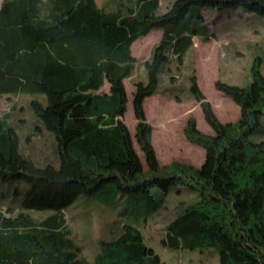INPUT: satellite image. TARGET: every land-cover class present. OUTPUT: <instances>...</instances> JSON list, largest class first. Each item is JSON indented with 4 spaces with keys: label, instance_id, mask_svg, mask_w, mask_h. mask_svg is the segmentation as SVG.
<instances>
[{
    "label": "trees",
    "instance_id": "16d2710c",
    "mask_svg": "<svg viewBox=\"0 0 264 264\" xmlns=\"http://www.w3.org/2000/svg\"><path fill=\"white\" fill-rule=\"evenodd\" d=\"M160 6L161 0L2 1L0 95H45L47 105L32 100L31 109L54 134L60 166L41 168L22 155L9 113L0 117V181L30 186L20 208L0 210V264H164L146 244L140 220L123 224L116 239L100 240L89 260L65 210L110 186L131 196L152 195L158 187L150 216L163 208L175 185L190 187L199 200L166 226L164 247L213 249L219 264H264V141L253 140L264 115L261 58L252 63L247 85L215 83L239 107L235 122H221L196 75L190 77L191 97L213 132H201L194 118L187 123V140L205 151L198 167L160 165L144 109L145 99L158 94L162 75L176 82L193 39H209L182 24L193 7L242 9L264 19V0H176L163 14ZM152 30H160L161 38L138 63L131 47ZM139 67L147 82L133 80L132 106L144 162L124 119L125 80ZM29 211L51 213L35 219Z\"/></svg>",
    "mask_w": 264,
    "mask_h": 264
},
{
    "label": "rangeland",
    "instance_id": "374dc122",
    "mask_svg": "<svg viewBox=\"0 0 264 264\" xmlns=\"http://www.w3.org/2000/svg\"><path fill=\"white\" fill-rule=\"evenodd\" d=\"M174 1L161 0L158 13L168 11ZM182 24L191 25L207 34L209 39L201 36L193 39V46L187 51L180 71L175 72L176 82L170 83L162 75L158 94L145 99L144 109L147 121L153 127L152 141L160 165L179 162L198 167L205 159V151L187 140V123L190 118H194L201 132H213L205 121L200 103L191 97L190 77L196 75L200 90L219 120L224 123L235 122L240 115L239 107L218 91L215 83L221 80L237 86L247 85L251 81V65L258 57L261 58L264 74V19L242 9L218 11L193 7ZM158 32L153 30L133 44L131 52L138 63L149 58L153 46L159 40ZM136 78L147 82L146 73L141 67L135 70L130 79L125 80L129 103L124 119L133 139L137 124L132 106L135 91L133 80ZM32 100L47 105L46 97L41 93L0 95V117L9 113L8 122L19 136L22 155L33 160L38 167L51 165L58 168L60 158L55 136L43 127L33 113ZM262 122L261 128L253 136L254 141H264V115ZM134 145L144 162L135 139ZM29 189L30 186L24 182L0 181V210L20 208ZM158 190L156 187L152 195L131 196L110 186L93 196L77 198L66 208L65 214L73 236L83 246V255L93 260L100 240L116 239L121 234L123 224L136 225L137 220H140L139 229L146 244L164 264H219L218 255L213 249L172 251L163 246L166 226L184 213L185 206L195 204L199 196L190 187L172 186L163 208L149 216V205L153 203L151 198ZM50 213L29 211L35 219L44 218Z\"/></svg>",
    "mask_w": 264,
    "mask_h": 264
},
{
    "label": "crops",
    "instance_id": "0c3cea01",
    "mask_svg": "<svg viewBox=\"0 0 264 264\" xmlns=\"http://www.w3.org/2000/svg\"><path fill=\"white\" fill-rule=\"evenodd\" d=\"M2 1H3V0H2ZM1 3H2V2H0V6H1ZM152 31H153V30H152ZM158 31H159V32H158V33H159V37H158V38H159V40H160V38H161V34H162V33H161L160 30H158ZM159 40H158V41H159ZM158 41H157V42H158ZM157 42H156V43H157ZM156 43H155V44H156ZM132 46H133V45H132ZM131 49H132V47H131ZM106 86H107V88H106ZM103 90L108 91V85H107V84L104 86Z\"/></svg>",
    "mask_w": 264,
    "mask_h": 264
}]
</instances>
